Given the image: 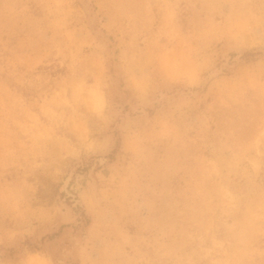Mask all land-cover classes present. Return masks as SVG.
Masks as SVG:
<instances>
[{
	"label": "rangeland",
	"instance_id": "rangeland-1",
	"mask_svg": "<svg viewBox=\"0 0 264 264\" xmlns=\"http://www.w3.org/2000/svg\"><path fill=\"white\" fill-rule=\"evenodd\" d=\"M39 261L264 264V0H0V264Z\"/></svg>",
	"mask_w": 264,
	"mask_h": 264
},
{
	"label": "bare ground",
	"instance_id": "bare-ground-1",
	"mask_svg": "<svg viewBox=\"0 0 264 264\" xmlns=\"http://www.w3.org/2000/svg\"><path fill=\"white\" fill-rule=\"evenodd\" d=\"M94 95H96V94H94ZM95 99H98V100H96V102H97L96 105H98V104H99V101L101 100V99H100V96H98V97L95 98ZM35 260H36V258H35ZM35 260H33V261H35ZM38 260H39V259H38ZM38 260H37V261H38ZM33 261H32V262H33ZM39 263H42V262L39 261ZM37 264H38V263H37ZM42 264H43V263H42Z\"/></svg>",
	"mask_w": 264,
	"mask_h": 264
}]
</instances>
